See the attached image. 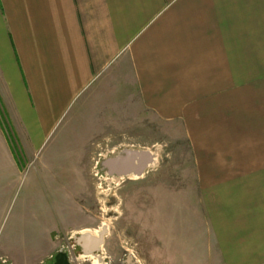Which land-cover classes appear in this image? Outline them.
<instances>
[{
	"label": "crops",
	"instance_id": "0c3cea01",
	"mask_svg": "<svg viewBox=\"0 0 264 264\" xmlns=\"http://www.w3.org/2000/svg\"><path fill=\"white\" fill-rule=\"evenodd\" d=\"M125 67L186 129L219 261L264 264V0H0V195Z\"/></svg>",
	"mask_w": 264,
	"mask_h": 264
},
{
	"label": "rangeland",
	"instance_id": "374dc122",
	"mask_svg": "<svg viewBox=\"0 0 264 264\" xmlns=\"http://www.w3.org/2000/svg\"><path fill=\"white\" fill-rule=\"evenodd\" d=\"M116 75L83 95L12 194L0 195V257L48 264L71 250L69 264H225L201 209L184 125L146 110L131 69ZM5 128L20 156L13 126ZM124 150L150 151L153 166L137 179L109 175L103 162ZM105 227L97 262L74 238Z\"/></svg>",
	"mask_w": 264,
	"mask_h": 264
},
{
	"label": "water",
	"instance_id": "95a60500",
	"mask_svg": "<svg viewBox=\"0 0 264 264\" xmlns=\"http://www.w3.org/2000/svg\"><path fill=\"white\" fill-rule=\"evenodd\" d=\"M154 161L155 157L150 151L124 150L117 156L105 160L102 167L109 175L123 177L127 173L132 172L142 176L148 167L153 166ZM102 230L104 231H101L100 234L79 233V236L74 238V242L82 249L83 253L91 250L96 254L100 252L101 245L104 242V236L107 232L104 228ZM54 264H69L67 254L60 250L55 257Z\"/></svg>",
	"mask_w": 264,
	"mask_h": 264
},
{
	"label": "bare ground",
	"instance_id": "6f19581e",
	"mask_svg": "<svg viewBox=\"0 0 264 264\" xmlns=\"http://www.w3.org/2000/svg\"><path fill=\"white\" fill-rule=\"evenodd\" d=\"M128 177H131V178H133V179H137V178H139L141 175H139V174H137V173H127L126 174ZM125 175V176H126ZM117 179V178H116ZM105 229V231L107 230V228L105 227L104 228ZM101 231H104V230H102V229H97V230H95V232L93 231V230H87V231H84L83 233L85 234V233H93V234H100L101 233ZM99 232V233H98ZM87 253V255H90V257L91 258H93V259H95L97 262H101L102 261V259H101V256L99 257V256H97V255H94V253L91 251V250H89V251H87L86 252ZM86 255V254H85Z\"/></svg>",
	"mask_w": 264,
	"mask_h": 264
},
{
	"label": "flooded vegetation",
	"instance_id": "af4514ba",
	"mask_svg": "<svg viewBox=\"0 0 264 264\" xmlns=\"http://www.w3.org/2000/svg\"><path fill=\"white\" fill-rule=\"evenodd\" d=\"M73 247H75V245L73 246ZM75 250V249H74ZM79 250L82 252V249H80L79 248ZM62 251H64L66 254H67V257H68V255H69V251H65V250H62ZM71 251V250H70ZM59 252V251H58ZM57 252V253H58ZM72 252V251H71ZM76 252H78V249L76 250ZM57 253L55 254V255H53L52 256V259H51V261L48 263V264H54V262H55V257H56V255H57ZM69 260V259H68Z\"/></svg>",
	"mask_w": 264,
	"mask_h": 264
},
{
	"label": "built area",
	"instance_id": "2783aa9c",
	"mask_svg": "<svg viewBox=\"0 0 264 264\" xmlns=\"http://www.w3.org/2000/svg\"><path fill=\"white\" fill-rule=\"evenodd\" d=\"M67 251H69V256H70L72 254V252L70 250H67ZM0 263H2V264H14L9 259L3 258V257H0Z\"/></svg>",
	"mask_w": 264,
	"mask_h": 264
},
{
	"label": "trees",
	"instance_id": "16d2710c",
	"mask_svg": "<svg viewBox=\"0 0 264 264\" xmlns=\"http://www.w3.org/2000/svg\"><path fill=\"white\" fill-rule=\"evenodd\" d=\"M12 142V141H11Z\"/></svg>",
	"mask_w": 264,
	"mask_h": 264
}]
</instances>
